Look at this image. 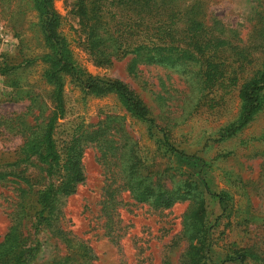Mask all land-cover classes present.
Returning <instances> with one entry per match:
<instances>
[{
    "label": "rangeland",
    "instance_id": "obj_1",
    "mask_svg": "<svg viewBox=\"0 0 264 264\" xmlns=\"http://www.w3.org/2000/svg\"><path fill=\"white\" fill-rule=\"evenodd\" d=\"M202 1L206 23L221 19L225 29L235 31L240 47L254 49L259 37L250 33L252 18L254 12L264 13V2ZM76 2L54 0L52 5L76 64L94 77L127 85L148 109L158 133L149 135L114 95L83 97L72 84L65 87V112L57 121L55 140L62 147L79 139L84 172L75 193L61 201L59 224L65 237L90 247L94 264H183L203 236L206 264H264V104L245 127L232 132L241 109L238 87L249 68L242 70L228 50L223 59L231 63V74L209 84L206 53L155 47L99 63L85 49L72 14ZM33 3L0 0V54L17 67L0 76V243L6 234L26 238L27 247L39 246L31 264H51L71 250L52 236L50 221L34 235L29 222L34 210L28 211L50 182L47 166L30 151L22 155L27 160L18 161L51 109L52 89L43 78L47 65L38 59L48 52L47 45ZM263 57L258 54L259 61ZM160 139L176 152H168ZM110 161L111 167L135 164L187 198L169 209H155L122 191L108 220L102 202L108 185L104 167ZM9 163L15 165L6 167ZM121 183L116 176V184ZM239 254L246 256L243 263L225 261Z\"/></svg>",
    "mask_w": 264,
    "mask_h": 264
},
{
    "label": "trees",
    "instance_id": "obj_2",
    "mask_svg": "<svg viewBox=\"0 0 264 264\" xmlns=\"http://www.w3.org/2000/svg\"><path fill=\"white\" fill-rule=\"evenodd\" d=\"M53 1L34 0L33 3L38 27L47 45L48 52L38 59L47 65L43 78L52 89L49 96L51 109L43 127L23 146L18 161L27 160L28 157L23 158L22 155L30 151L47 166L46 175L50 182L37 192L34 204L28 207V211L34 210L29 218L34 235L50 221L52 236L60 237L71 250L67 256L53 260L51 264H94L90 247L82 241L67 239L59 224L61 201L73 195L77 186L84 181L79 139L73 138L62 147L55 140L57 121L63 118L65 112V87L72 84L83 97L114 95L132 118L147 126L149 135L154 137L157 128L148 109L127 85L118 80L94 77L76 64L68 42L59 33L61 20L53 11ZM204 3L202 0H77L72 14L83 31L86 51L99 63H110L117 56L146 53L151 47L198 56H205L206 53V83L210 84L216 76L231 74L228 72L231 63L223 59L229 50L237 57L235 62L240 63L242 70L249 68L248 75L241 78L242 83L238 87L241 109L233 132L245 127L264 104V57L263 61L258 58L259 53L264 55V27H258L264 25V13L254 12L250 33L259 40L250 51L238 45L235 31L225 29L221 19L213 17L206 23ZM16 68L10 58L0 54V76ZM238 80L234 77L233 82L237 84ZM166 140L160 139L158 143L168 152L175 153L176 150L166 144ZM14 165L9 163L5 166ZM104 168L108 185L104 187L102 212H107L108 220L112 219L116 206L120 205L115 197L122 191L127 192L135 202L155 209H169L187 198L178 188H166L160 178L153 180L152 175H144L140 169H136L135 164L129 165L127 162L124 166L112 164L111 167L110 161ZM117 168L116 173L114 169ZM116 176L121 180V185L116 184ZM15 236L6 234L0 243V264H31L39 246L27 247L26 238L16 239ZM72 242L75 245L69 246ZM189 249L183 257V264H206L208 246L204 236ZM245 259L244 254H239L225 261L243 263Z\"/></svg>",
    "mask_w": 264,
    "mask_h": 264
}]
</instances>
